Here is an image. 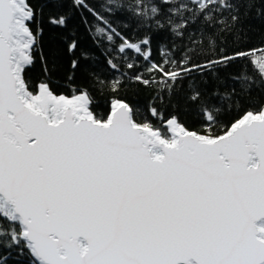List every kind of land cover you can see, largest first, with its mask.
<instances>
[{"label": "snow or ice", "instance_id": "obj_1", "mask_svg": "<svg viewBox=\"0 0 264 264\" xmlns=\"http://www.w3.org/2000/svg\"><path fill=\"white\" fill-rule=\"evenodd\" d=\"M257 53L264 0H0V264H264Z\"/></svg>", "mask_w": 264, "mask_h": 264}, {"label": "trees", "instance_id": "obj_2", "mask_svg": "<svg viewBox=\"0 0 264 264\" xmlns=\"http://www.w3.org/2000/svg\"><path fill=\"white\" fill-rule=\"evenodd\" d=\"M251 43L259 45L260 44V37L258 35L255 36L252 39ZM153 54L155 56V51ZM256 56H259V54L258 53L254 54V60H253L254 63H255V57ZM155 59L159 60L160 57L155 56ZM65 64H66V62H65ZM66 71H67L66 68L61 69L56 74V76L53 78V81H52V87L58 93H63L65 95H71L72 90L79 85L80 81L77 80L75 83H70L67 79ZM42 72H43L42 65L38 62L37 65L35 66V68L32 70L31 76L34 79H42L43 78ZM93 94H94L95 99L97 101V106H96L97 115H104L107 111V99L108 98L106 96L100 95L99 93H96V92H94ZM148 95H149V93L146 90H143L141 92L140 102L143 103L147 99ZM180 119L185 121L190 126L193 125V119L194 118L191 115L181 114Z\"/></svg>", "mask_w": 264, "mask_h": 264}, {"label": "rangeland", "instance_id": "obj_3", "mask_svg": "<svg viewBox=\"0 0 264 264\" xmlns=\"http://www.w3.org/2000/svg\"><path fill=\"white\" fill-rule=\"evenodd\" d=\"M257 59H264V58H261L260 56H256V57H255V61H256Z\"/></svg>", "mask_w": 264, "mask_h": 264}]
</instances>
